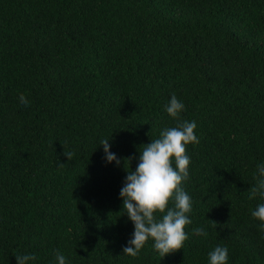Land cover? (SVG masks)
Here are the masks:
<instances>
[{"label": "trees", "instance_id": "16d2710c", "mask_svg": "<svg viewBox=\"0 0 264 264\" xmlns=\"http://www.w3.org/2000/svg\"><path fill=\"white\" fill-rule=\"evenodd\" d=\"M173 94L197 124L193 223L179 251L161 258L150 239L133 258L120 190L176 126ZM261 164L264 0H0V264H209L217 245L227 264H264Z\"/></svg>", "mask_w": 264, "mask_h": 264}, {"label": "clouds", "instance_id": "9594fccd", "mask_svg": "<svg viewBox=\"0 0 264 264\" xmlns=\"http://www.w3.org/2000/svg\"><path fill=\"white\" fill-rule=\"evenodd\" d=\"M19 100L27 106L29 101L23 94ZM185 105L178 100L175 94L165 105L166 112L177 121L176 126L164 128L160 137L152 139L150 143L140 148L139 163L135 170H128L124 185L120 190L123 199V210L134 224L132 238L123 248V254L133 258L150 239L154 241L153 249L161 258L183 248L188 234L186 225L193 223L192 198L184 190L183 181L189 179V165L191 157L186 154V145L198 144L199 139L195 134L196 122L181 120L180 114ZM104 147L106 160L120 164L117 155L111 152L109 140L101 141ZM65 155L71 160L74 153L65 150ZM173 164L175 166H173ZM63 166V164L61 165ZM259 176L257 184L250 188L252 199L257 194L264 198V164L258 165ZM170 200L172 206H169ZM161 213L160 219L155 213ZM252 216L258 219L261 231H264V203H260L252 211ZM193 234L207 237L205 229L196 227ZM209 264H227L229 250L226 246L217 245L208 253ZM18 264H28L35 260L34 254L16 255ZM58 264H67V258L60 252L56 253Z\"/></svg>", "mask_w": 264, "mask_h": 264}]
</instances>
